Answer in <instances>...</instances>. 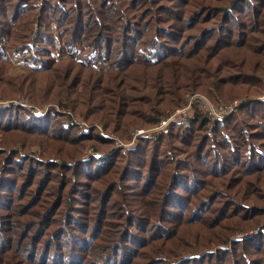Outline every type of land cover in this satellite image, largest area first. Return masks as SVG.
<instances>
[{
	"label": "trees",
	"instance_id": "1",
	"mask_svg": "<svg viewBox=\"0 0 264 264\" xmlns=\"http://www.w3.org/2000/svg\"><path fill=\"white\" fill-rule=\"evenodd\" d=\"M49 1L46 6L61 10L62 38L72 26L69 65L56 69L58 61H37L12 77L10 60L0 52V97L25 93L40 103L46 96L40 83L52 93L73 81L74 65L85 66L92 71L81 99L90 98L87 86L107 81L109 106L93 121L105 125L109 118L106 128L124 139L134 124L153 126L165 109L184 106L189 91L203 90L214 102L216 94L260 97L243 100L212 129L195 108L187 124L172 125L158 139L141 136L128 150L115 147L111 137L104 141L95 126L81 132L62 113L53 119L28 114L16 101L0 104V130L53 138L44 155L57 153L55 141L109 144L105 151L98 146L95 155L102 156L75 165L26 156L18 170H8L21 158L17 150L0 148V264H264V0H178L180 11L167 0ZM21 3L25 13L34 12L20 20L14 13V35L7 33L20 45L34 30L32 15L57 18L46 16L51 11L40 0ZM6 29L1 22L0 31ZM99 59L109 62L107 71L97 68ZM219 62L223 66L215 67ZM85 108L78 112L87 118ZM11 175L16 178L9 182ZM122 183L136 187L140 209L124 202L116 219L110 197L123 192ZM238 232L247 233L238 239ZM229 241L236 250L248 249L250 258L226 252Z\"/></svg>",
	"mask_w": 264,
	"mask_h": 264
},
{
	"label": "rangeland",
	"instance_id": "2",
	"mask_svg": "<svg viewBox=\"0 0 264 264\" xmlns=\"http://www.w3.org/2000/svg\"><path fill=\"white\" fill-rule=\"evenodd\" d=\"M22 1H25L27 4L31 3V0H0V23H4L5 27L8 29L3 30L1 32L2 40H0V52H4L8 60H10V63L7 65L9 68V75L10 76H17L20 74H23L27 72V66L34 65L37 61H41V65L46 64L48 61H58L59 63L55 64L54 68L58 69L60 65H63L62 69L67 68L69 65L68 60L70 59V54L68 49H72L73 46L69 44V41L71 37L73 36L72 30L70 29L72 26H68V30L66 34L61 37L64 31L63 22H59L58 20V12L61 11L59 7H50L45 5L46 0H40L41 5H45L47 11H51V14H48L46 16L53 15L57 18L52 19L51 17H46L47 19L41 20L35 18L34 15H32V20L35 21L34 25L37 27V29L34 27L33 31H29L26 38H22V44L20 45V41L15 42L13 41V38L9 36L7 33L11 32V17L15 13V15H20L18 19H21V15H25L29 12H34V10H28L25 13V8L22 6ZM37 0H34L36 2ZM73 0H68V3H71ZM51 5L53 6L54 1H49ZM66 3V4H68ZM166 3H169L171 5V8L178 9L177 11H180L184 8L183 5L180 4V1L178 0H167ZM37 4V3H36ZM35 4V5H36ZM17 11H16V8ZM28 9H30V6H28ZM16 11V12H15ZM37 11L41 14L39 8ZM49 11V12H50ZM19 13V14H17ZM86 13V12H85ZM175 23V20H171ZM33 24V23H32ZM31 24V25H32ZM42 28V32L39 31V29ZM67 29V28H65ZM12 33V32H11ZM13 34V33H12ZM14 35V34H13ZM74 39V36H73ZM14 45V46H12ZM19 45V46H18ZM20 47V48H19ZM76 48L81 52V43H77ZM47 50L48 52H46ZM63 50V52H62ZM81 54V53H80ZM80 61L82 58V55L75 56L76 60ZM6 58V59H7ZM241 64V63H238ZM237 63H232L231 67L238 65ZM215 64H212L211 67H213ZM223 66V63H217L216 66ZM97 68L101 72H105L109 69V62L99 59L96 64ZM73 71L70 75L73 76V81L71 82V79H68L66 82V85H60V87L55 86L54 91H51V87L48 88V86L39 84L38 90L45 94L46 96L43 97L40 101V103L32 102L31 100L27 99L25 93L24 95H20L17 99L15 98H4L0 97V104H6L9 102H18L20 106H23L26 108L28 114H37V115H43L47 114L50 115L53 119L56 117L57 113H62L64 115L62 118L65 120V117L70 116L73 118L74 123L77 124L78 129L81 132H88L89 128L91 127H97L98 133L101 135L106 141V139H109L111 137L114 141L115 147H123L124 149L128 150L132 147L131 145L128 146L133 138V133L138 128H146L142 127L140 125L134 124L130 127L128 139L123 138V132L121 131H114L109 130L106 128L105 125H109V118L106 119L105 125L102 121H93V117L95 113H97L99 116L105 114V108L109 106V84L105 82V80H98L96 84V88H89L90 86H87V91H90V98H88L86 101H83L81 99L82 95L81 91L85 87V81L88 79L90 69L85 68V66H79L74 65ZM61 69V70H62ZM223 75V74H222ZM264 75V74H263ZM33 77V75H31ZM39 76H37L38 78ZM90 79V78H89ZM132 84L135 83V81L131 82ZM262 86L264 90V76L262 80ZM78 91V93H75V91ZM213 94L216 92L211 90ZM205 91L203 90H195L194 92H187L186 94V100L190 94L199 93L203 94ZM51 96H49L50 94ZM4 94L11 95L12 90L5 89ZM264 94V92H263ZM262 94V96H264ZM56 95V96H55ZM98 95H101L99 98ZM92 96H96L97 99L93 101ZM206 96V95H205ZM50 97V98H49ZM207 97V96H206ZM248 97H260V95H245L240 96L237 98H231L226 99L223 96H219L216 94L215 98H217V102L212 101L210 98H208L212 103L214 104H224V105H231L234 107V111L238 110L239 105L242 103L243 100H246ZM59 100V102L56 101ZM64 105H70L69 107H65ZM87 107V111L89 112V116L85 118L82 116L78 111L84 110ZM23 111V109H21ZM172 110L170 108H167L163 111ZM50 111V112H49ZM60 111V112H59ZM162 113V114H163ZM230 116V115H229ZM228 116V117H229ZM107 129V130H105ZM16 131V130H15ZM15 131H7V130H0V148H4L6 151L13 149L17 150V152L20 154V157L18 161L16 162L15 166L13 164H10L12 166L8 167V170H18L17 168L20 167V165L23 163L24 157L30 156L32 158H35L39 163L41 162H56V164H63L66 165H75L76 161L78 159L90 161L92 156H102V155H95L96 153L101 152L97 148H102L103 151L108 148L109 144L103 143L104 145H101L102 143L98 142V146L95 142L88 141L85 142L84 145L81 144V146H78L76 143L73 142H64L62 144V141H55V144L58 146L57 153L55 155H44V149L46 148V145L51 143L53 141V138L44 134H38L35 135V137H31V135H28V133H15ZM248 130H245V135L247 138H249V134L247 132ZM29 142V143H26ZM113 147V146H111ZM81 148V149H80ZM3 164H7L5 160L2 162ZM39 165V164H38ZM37 166V163L35 164V167ZM0 170H2L0 165ZM3 171V170H2ZM9 182L16 177L11 175L9 176ZM121 188H123V192L119 191V189L116 190V194L111 198L112 201V208H116L114 211V215L116 216L117 213H120V215H117L115 217L116 219H120L123 215L122 208L123 203L129 204L130 207H132L133 210H135L137 213L140 209V204L136 202L137 199V192L133 190L132 187L133 184L128 185L127 183H122ZM127 192L132 193V195L126 194ZM3 198V197H1ZM119 200V201H116ZM111 205V204H110ZM120 216V217H119ZM113 219V218H112ZM109 217V221H112ZM170 225V224H169ZM172 227H174L172 225ZM259 228L255 229L256 232ZM253 231H250L252 233ZM150 232H147V234ZM247 232H238L237 234H234L238 237V239H241L246 235ZM74 242V241H73ZM76 243V242H75ZM226 252L230 250H234V253L231 254L232 256H238L239 259H243L249 255V250L243 248V250H236L234 245H231V241H229L228 246L225 247ZM195 251H191L190 253H194ZM231 257V256H230ZM250 258V255H249ZM246 258V259H249ZM220 259H222L220 257Z\"/></svg>",
	"mask_w": 264,
	"mask_h": 264
},
{
	"label": "built area",
	"instance_id": "3",
	"mask_svg": "<svg viewBox=\"0 0 264 264\" xmlns=\"http://www.w3.org/2000/svg\"><path fill=\"white\" fill-rule=\"evenodd\" d=\"M195 108L210 118V129L217 123L223 126L226 118L234 112V107L231 105L214 104L203 94H190L184 106L165 111L155 125L136 129L128 146L136 145L141 136L158 139L161 134H168L172 125L187 124Z\"/></svg>",
	"mask_w": 264,
	"mask_h": 264
}]
</instances>
